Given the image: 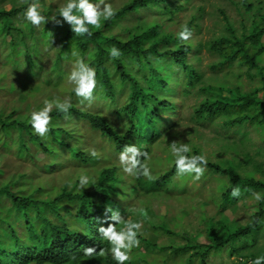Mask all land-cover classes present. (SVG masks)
Segmentation results:
<instances>
[{"label":"trees","instance_id":"obj_1","mask_svg":"<svg viewBox=\"0 0 264 264\" xmlns=\"http://www.w3.org/2000/svg\"><path fill=\"white\" fill-rule=\"evenodd\" d=\"M39 2L41 4L43 0ZM190 2L132 0L125 5L127 7L117 10L113 19L102 21L101 28L89 26L92 31L90 36H76L62 17H57L61 20L59 25L50 20L59 7L55 3L42 9V14L49 21L39 27L25 19L23 13L27 4L18 5V1L13 0L9 8H0V56L4 63L18 69L21 75L26 69H36L34 76L27 77L32 79L31 82H36L33 78L41 76L48 80L44 82L48 84L53 77H57L54 81L56 85H48L56 88L69 74L63 64H74L82 58L96 69L98 83L94 96L105 101L103 107L106 112L102 114L77 107L82 104V98L75 95L73 87L68 92L72 103L69 113L65 115L54 108L50 131L47 137H40L29 123L30 115L19 118L20 113L15 109L7 114L0 110V146L7 151L8 159L18 157L32 160L31 153L36 149L48 160L47 165H42L44 173L48 174L60 167L64 152L81 169L93 168L97 172V181L89 184L93 185L89 191H67L68 186L65 185L52 199L43 200L36 198L35 193L44 189V185L30 188L27 183L21 182L22 174L7 175L4 170L6 164L1 163L0 264H116L110 252L103 257L85 256L84 246L95 247L97 252L101 248H110L108 241L98 231L99 227H107L110 222L112 213L106 212V207L118 210L125 219L132 208L126 202L132 199H136L140 206L135 208L136 217L132 221H140L144 226L147 224V228H142L143 234L138 237L140 247L132 249L130 259L125 264H209V258L221 257L226 251L228 257L236 258L234 264H252L257 257L264 256V252L242 255L256 243L257 236H264V195L259 201L253 196V192L264 194V169L261 163H254L249 154L245 155L244 161L249 169L241 170L246 165L240 162L235 165L231 160L227 164L208 161L207 170L199 181L202 184L214 182L215 191H209L207 201L189 205L185 199L189 198L187 182L194 180L195 174L177 176L172 153L165 158H153V161L157 160V163L162 162V166L168 167L164 170H157V165L153 166V162H150L153 179L130 175L127 182L115 166H102L97 170L94 165L100 161L98 148L96 155H91L83 147V134L64 126L73 121L86 122L91 130L100 132L114 153H120L127 144H137L141 151L150 154L149 145L155 140L165 139L168 145L177 138L179 143H183L180 142L183 133L188 136L196 134L193 128L181 129L177 133L178 138L175 133L162 130L168 119L166 112L172 117L177 111L173 99L180 89L185 96L196 89L204 98L193 108L192 123L197 126L215 123L223 129L227 140L234 137L235 142V138L239 137L241 145L247 139L246 129L250 127L258 133L260 147L264 150V71L255 61L261 54L248 61L239 53L237 44L242 41V33L237 32L228 20L222 19L224 32L221 27L209 46L210 52L219 58L210 66V70L214 73L224 70V67L231 69L234 63L239 67L246 66L248 71L255 69L257 73L250 75V78L256 82L249 91H242L241 83H233V77H240V74L233 72L225 73L222 80L210 82V78H207L204 82L200 70L184 61L192 51L190 45H184L186 42L181 41V53L169 50V44L174 42L172 38L178 37L180 31L174 36L168 35L162 30L163 22L154 20L147 25L141 19L146 15L140 7L147 11L149 6L158 7L159 3L172 12L171 7L176 11L186 10ZM248 2L242 0L238 5L248 10L252 6ZM173 15H169L168 22H172ZM18 16L24 18L19 21L20 26L11 24L10 20ZM194 20L187 25L193 24ZM252 31L251 46L254 47L264 36V27L254 22ZM42 41L45 45H41ZM46 46L56 54L51 59V77L43 76L41 60H32L35 55L39 57L38 52H44ZM113 46L122 53L118 58L110 56L109 49ZM261 50L264 51V45ZM73 51L78 56H73ZM238 57L241 60L235 61ZM21 79L18 78V81ZM25 88L28 90L25 91ZM39 88V85L25 84L16 90L23 91L21 96L27 94L34 97ZM11 89L15 90L14 84ZM28 91L30 95L26 93ZM119 95L122 96L121 101ZM108 119L119 122L118 126L112 127ZM190 143L192 152L188 155H200L201 149ZM11 149L12 156L8 153ZM257 173L261 176L258 177ZM202 184L192 187L203 190ZM233 187H240L239 197H232ZM151 198H162L174 202L178 207L173 213L168 211V204L163 203L164 214L157 215L159 223L155 226L145 216L151 208L148 205L152 203L149 202ZM247 200L253 202L252 207L256 208V212L249 215L247 224L234 225L227 212L235 209L239 202ZM196 208L201 227L184 228L182 223L188 211ZM145 232L157 236L156 239L145 237ZM199 235L202 236L201 240L198 239ZM162 237L166 241L159 242Z\"/></svg>","mask_w":264,"mask_h":264},{"label":"clouds","instance_id":"obj_2","mask_svg":"<svg viewBox=\"0 0 264 264\" xmlns=\"http://www.w3.org/2000/svg\"><path fill=\"white\" fill-rule=\"evenodd\" d=\"M110 1L111 0H95V2L94 0H66L65 3L61 4L58 7L57 13L53 15L50 20L54 21L57 25H59L61 24V20L57 19V17H62L63 22H66L70 25L71 31L76 36H84V35L90 36L92 35V31L90 30L89 26L95 29L101 28L102 21L113 19L117 14V10L129 4L132 0L126 1L125 3H123L122 6L118 8H114L113 4ZM222 1H227L232 5L234 11L238 15L239 24L237 27L235 25L236 21H234L232 18L227 16L224 11L220 10L218 11L220 28L222 27V30L224 32L225 24L223 23L222 19H226V21L228 20L232 24V27L235 28L237 32L242 33L243 35L242 41L237 44L239 53L248 61L250 59H254L258 54H261L257 57L255 61L257 62L256 65L261 70L264 71V67L258 63V59L264 56V51L261 50L262 45H264V36H262L257 46L254 47L251 46V38L254 36L252 31L254 22L259 23L261 25V28L264 27V1L247 0L249 1L248 4H252L251 8L248 10L245 9L244 6L238 5V2L242 0H222ZM23 4H27V8L24 11L23 15L31 25L35 27H39L41 24H46L49 21V19L42 14V7L39 0H31V2H29V0H18V5H23ZM190 4L188 5L186 10H182V11H180L181 9L176 11L174 10V7H171L172 12L166 10L165 5H161L159 3H158V7H155L153 5L149 6L147 11H145L143 7H140L141 12L142 13L144 12L146 15V17L142 16L141 19L147 25L148 24L150 25L151 22H153L154 20H156L157 23L163 22L164 28L162 30L163 32L169 33L168 35L174 36L177 32L180 31L178 33V37L172 38L174 42L169 44V50L179 51L181 53V45H183L181 41L186 42L184 45H190L192 47V51L185 56V59L183 58L184 61L188 65H192L194 68L199 69L200 73H202L200 69V64H201L200 53L202 50V45L200 43H195L193 41L192 36H194V34H199L201 30L202 27L201 19L203 18L202 14L204 13V10L201 6H193L192 5L193 0H191ZM189 7L196 8V12L190 15L189 19L186 21L184 25L180 26L176 31H172L171 27L176 25L179 21L176 20L175 17L178 14L187 11ZM160 12L161 15L159 16ZM170 14H174L172 17V22L167 21V18L169 17ZM193 19H195L194 23L187 25ZM213 39L214 38H212L211 41H209L207 44V50L209 52H210L209 46L213 42L212 41ZM177 40L181 44L178 43ZM109 53L110 56L113 58H118L119 56L122 55L121 51L114 46L111 49H109ZM72 55L78 56V53L73 51ZM215 56L217 57L218 60L219 59L218 56L217 55ZM240 60L241 58L238 57L235 61H240ZM224 69L227 68L224 67ZM227 70L228 72H233L235 74L238 73V71L244 72L249 77L250 75H255L257 73L255 69L248 71V68L246 66L239 67L237 63H234L233 67ZM67 80L69 83L74 85L73 91L75 92V95L77 97L82 98L81 103H83V101H88L89 103H91L94 100V93L96 92L97 83H98L97 73H96V69L90 66L89 63L85 62L84 59L81 58L75 61L72 70L67 76ZM179 92L181 93V89ZM202 98H204V95H202ZM175 99L176 97L173 99V102L175 103L178 110L179 105L175 102ZM71 107H72L71 97H65L62 101L60 100L50 101L46 99L44 100L43 107L40 110L33 111L31 113L29 123L37 135H39L40 137H47L50 131V125L52 124L53 118L51 116V113L53 109L55 108L59 112L67 115ZM177 112L178 111H176L175 115L172 117H170L169 113L166 112L168 119H167V123L162 128L164 132L166 133L172 132L177 135V133L181 131L182 124L180 122H177L178 119ZM108 120L112 123L110 119ZM73 122H82V121H73ZM68 125H70V123ZM68 125H64V126H66L69 130H72L68 127ZM112 127H114L113 124ZM147 130L150 131L149 129ZM80 132L83 134L82 131ZM87 132L98 134L100 138L99 141L100 144H102V146H104L105 148L110 149L108 144L104 141V138L100 135L99 131H94L89 128ZM177 137L179 138V135H177ZM175 140H177V138ZM175 140L168 145L171 149L172 155L175 158V168H176L177 176H183L185 174H195L193 177L194 180H200V178L204 175L205 171L207 170V164H208L207 156L205 154L188 155V153L192 152L190 145L187 143H178ZM83 141H84L83 147L86 150H88L91 155H96L95 150L98 148L99 152L97 155L100 156V161L98 162L97 165L102 164L103 167L115 166L118 168L115 162L105 164L107 161H109L108 160L109 156L102 154L103 153L102 151H104L102 147L100 146L91 147V148L87 147L84 134H83ZM161 142H163V139H158L149 145L150 154H148V152L146 151H141V149L138 148L137 144L135 143H133L135 145H131V144L125 145L120 153H114V151L110 149L113 151L114 156L119 155V162L122 166V170L124 173L127 174L126 176H124V180L125 178H128L129 181L128 176L130 175L136 178H140L141 176H143L149 180L153 179L150 166L147 163L150 162L153 158V154H154L152 151L153 147ZM37 153H40V151L33 149L31 153L32 162L35 161V156ZM156 157H161V156L155 154L154 158ZM42 160L43 163L40 166L41 170L40 169L39 170L40 172L42 171L44 173L42 169V165L43 164L47 165L48 160L46 161L44 158H42ZM147 160L148 162L146 163L145 161ZM65 163L70 164L74 170H77L80 173L82 172L87 173V171L89 170V169H81L77 165V163L71 161L69 156L63 152L60 167L58 169L53 170L52 173H48V175L58 173L64 168V165L68 167V164ZM97 165L94 166L96 167ZM157 167L158 169L162 167L161 170L168 168L167 166H162V163ZM96 169L100 170V167H96ZM90 170L94 171L93 168H90ZM25 175L26 174H22V180H21L22 182H24L23 178L25 177ZM96 181H97V172L94 171L92 174L88 172L87 174H81L79 177H77L76 180L71 185L69 183H65L62 187L58 188L57 191L54 187H48L44 185V187H42L44 189H41L39 193H35V197L43 200L52 199L58 191L63 189L65 185L68 186V188L66 189L67 191H75V192L89 191L93 187V185H89V184L96 183ZM41 185L43 184H40L39 186ZM30 188L35 189L37 187H30ZM34 191L35 190H33V192ZM240 194H241L240 187L232 188V192H231L232 197H239ZM262 195L264 194H261L259 192H253V196L257 201L261 200ZM129 201H127L126 204L129 205L128 203ZM121 207H125V205H121ZM106 212L112 213L111 216L109 217L110 222L108 223L107 227H103V226L99 227L98 231L101 234V237L104 240L108 241L111 247L108 249L101 248L100 251L97 252L95 247L84 246L83 254L85 256L99 255L103 257L110 252L112 259L116 261V264H125V262L130 259V253L132 249L140 247V239L138 237L143 234L142 233L143 223L140 221L134 222L131 219L125 220L120 215L119 211L113 210L111 206L106 207ZM118 225H123V227H118ZM252 264H264V256L257 257L254 261H252Z\"/></svg>","mask_w":264,"mask_h":264},{"label":"rangeland","instance_id":"obj_3","mask_svg":"<svg viewBox=\"0 0 264 264\" xmlns=\"http://www.w3.org/2000/svg\"><path fill=\"white\" fill-rule=\"evenodd\" d=\"M13 0H0V8H9L10 4ZM18 1V0H17ZM128 0H111L110 2L113 4L114 8H118L123 5ZM264 1V0H263ZM66 0H43L41 3L42 9L47 7L50 4H56L60 6L61 4L65 3ZM193 6H201L204 10V13L202 14L203 18L201 19V30L199 34H194L192 36L193 41L195 43H200L202 45V50L200 53L201 58V64L200 69L203 74V81H207V78H210V82L213 80H222L225 73L228 72L227 69H224L222 71L216 70L214 73L210 70V66L217 61V57L213 54H211L207 50V44L209 41H211L212 38L215 37V33L220 28V21L218 17V11H224L227 16L232 18L234 21H236L235 25L238 27L239 21H238V15L234 11V8L232 5L227 1L222 0H193ZM196 12V8L189 7L187 11L182 12L178 14L175 19L179 20L178 23L171 27L172 31H176L180 26L184 25L186 21L189 19L190 15ZM18 20V21H17ZM24 18L22 16L16 17V19H11L10 22L13 25L20 26L21 22ZM65 24V23H64ZM124 25V24H123ZM114 32L116 33V30L114 29ZM13 35H16L13 33ZM5 39H8V37H5ZM31 45V43H30ZM41 45H45L44 41L41 42ZM42 48V47H41ZM39 57L36 55L32 57V60H41V65L43 67V76L47 75L51 77V59L55 58V51L53 52L50 47L46 46L44 48V52H38ZM4 59L0 56V110H2L5 114L10 113L12 110H16L19 114V118H25L33 111H38L43 107L44 100H50L54 101L57 99L63 100L65 97L68 96V92L73 89L74 85L69 83L67 78L63 79L60 84L56 88H50L48 86L49 84L56 85L54 81H56L57 77H53L51 79V83L45 84L44 82H48V80L44 79V77H35L33 79L37 80L36 82H31L32 79H28L27 77H32L36 74V69H26L22 75L18 69L12 68L10 65H7L4 63ZM258 63L264 67V56L258 59ZM72 65L74 64H63V68L65 71L70 73L72 70ZM23 71V69H21ZM219 71V72H217ZM237 74H240V77H233V83H238L240 85V88L242 91H249L254 87V84L256 80L250 78L248 75H246L244 72H238ZM21 76L22 77L21 79ZM18 78H20L22 81H18ZM29 82V83H28ZM14 84L15 90L11 89V85ZM39 85L40 88L38 91H36L35 96L32 97L30 95V91L26 92L27 94L24 96H21L20 93L23 91L18 92L16 89H19V87H23V85ZM62 88H65L66 91ZM25 91L28 90V88L24 89ZM179 90V89H178ZM53 98L52 99H49ZM118 99L121 101L122 96L119 95ZM202 100V95L197 93V90H193L190 95L185 96L181 95L180 92L176 94L175 102L179 105V109L177 110L178 119L177 122H180L181 129L186 130L188 128H193L196 130V134L189 135L183 133L182 140L180 142L187 143L190 146L192 145L190 142L198 146L199 149H201V154H205L207 156L208 161L213 163H223L227 164L230 160L233 161V163L236 165L237 163H243L246 166H243V169H249V165L244 163L246 160V154H249L252 157V161L254 163H261L263 165L264 169V150L260 147L259 142V135L258 133L248 127L246 130L248 131V137L244 140V143L241 145L238 140L239 137L235 138V142H233L234 137L226 139L225 133L223 129L218 127L215 123L214 124H206L203 126H197L195 123H192L190 121V118L192 117V111L194 106ZM104 100L99 99L97 95L94 96V100L89 103L88 101H84L82 104H78L77 107L86 110V111H98L102 114L106 113L104 106ZM22 116V117H21ZM112 121V124L114 127L118 126L119 122L110 119ZM68 127L72 130H79L82 131L86 140L87 147H96L100 146L104 149L102 151L103 155L109 156L108 160L105 164H109L112 162H115L116 166H118V172L120 175L126 176L127 174L123 172L122 166L119 162V155H115L112 150L105 148L100 144V138L98 134L89 133L87 130L89 129L88 125L84 122H73L72 124L68 125ZM179 143V140H175ZM172 141L169 142V144ZM234 144V145H233ZM153 158L154 155L157 154L158 156H161L165 158L168 154L171 153V149L169 145L166 144L165 140L163 142L156 144L153 149ZM7 151L0 146V164L5 162L4 170L6 169L7 175H16V174H26L23 178V181L27 184H29L30 187H39L40 184H43L48 187H54L56 191L58 188L62 187L65 183H69L70 185L76 180L77 177H79L81 174H87L88 172L92 174L93 170H88L87 173L82 172L80 173L77 170H74L72 166L68 163V167L64 165V168L59 171L58 173L48 175L40 172V166L43 163V156L41 153H37L35 156V161L32 162L29 158L25 159H19L18 157L10 158L8 159L6 157ZM257 152H259L257 154ZM10 156L13 155V149H11L9 152ZM153 158L150 162H153L151 165L158 166L162 162L157 163V160L153 161ZM149 162V166L150 165ZM102 164L97 165L96 167H101ZM162 167L157 170H161ZM257 176L260 177L261 174L257 173ZM126 181H128V178H125ZM194 181V182H193ZM22 182V181H21ZM200 186L202 183L199 180H192L187 183V192L189 194V198H185L187 200L186 203L195 205L198 202H205L207 201V195L209 191H215V183L209 182L202 184L203 190H196L192 186L193 185ZM191 185V186H190ZM244 201V200H243ZM239 202L237 207L235 209H232L227 212V217L230 219V221L234 222V225L242 224L245 225L250 221L249 215L253 212H256V208L252 207V201L247 200L245 202ZM149 207H151L148 211H146L145 216L148 217L149 220H151L152 224L155 226L157 223H159V220L157 219V215L164 214V204H168V211H172L174 213V209L178 206L171 201H166L165 199L159 198H151L149 199ZM130 206L132 207L128 214L125 217V220L133 219L135 218V208L140 207L139 202L135 199H132L128 202ZM164 203V204H163ZM186 205V204H185ZM207 206L205 207V210H207ZM181 210V209H180ZM189 210V209H188ZM197 212L198 208L194 210L188 211V216L185 217V221L182 223L184 228L187 229H197L201 227L199 225V221L197 220ZM211 214V213H209ZM144 224V223H143ZM147 228L143 225V229ZM145 237L149 236L152 240L156 239L157 236H153L150 233L145 232ZM198 239H202V236L199 235ZM256 243L253 246H250V248H247L246 251L242 253L243 256H246L250 253L253 254H260L264 252V236H257L255 239ZM166 241L165 237H162L161 240L159 239V242ZM236 260L235 257L230 258L228 257L227 251L222 254L221 257H212L209 258V264H234V261Z\"/></svg>","mask_w":264,"mask_h":264}]
</instances>
